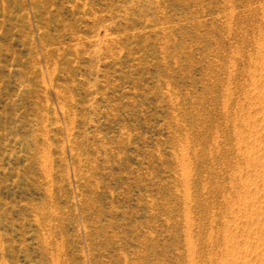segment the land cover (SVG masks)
I'll list each match as a JSON object with an SVG mask.
<instances>
[{
    "label": "rangeland",
    "instance_id": "obj_1",
    "mask_svg": "<svg viewBox=\"0 0 264 264\" xmlns=\"http://www.w3.org/2000/svg\"><path fill=\"white\" fill-rule=\"evenodd\" d=\"M0 264H264V0H0Z\"/></svg>",
    "mask_w": 264,
    "mask_h": 264
}]
</instances>
